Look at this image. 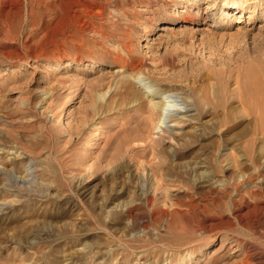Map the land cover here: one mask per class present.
Masks as SVG:
<instances>
[{"label": "rangeland", "instance_id": "rangeland-1", "mask_svg": "<svg viewBox=\"0 0 264 264\" xmlns=\"http://www.w3.org/2000/svg\"><path fill=\"white\" fill-rule=\"evenodd\" d=\"M262 208L264 0H0V264H264Z\"/></svg>", "mask_w": 264, "mask_h": 264}, {"label": "bare ground", "instance_id": "bare-ground-1", "mask_svg": "<svg viewBox=\"0 0 264 264\" xmlns=\"http://www.w3.org/2000/svg\"><path fill=\"white\" fill-rule=\"evenodd\" d=\"M169 30V27H164L163 31ZM138 67L137 72L139 75H142V67L139 65ZM153 87V85L143 84L144 93H142L143 95L141 98L144 100L147 98L148 110L147 117L145 119L151 123V130L156 134L168 133V131L171 130V128L173 127V125H169V123H172L177 120V117L175 115L187 114L191 112L190 110L186 109L190 107V104H188V101L186 99H179L177 93L161 89L152 91ZM262 209L264 210V208Z\"/></svg>", "mask_w": 264, "mask_h": 264}]
</instances>
